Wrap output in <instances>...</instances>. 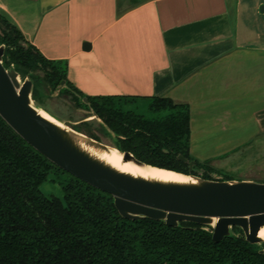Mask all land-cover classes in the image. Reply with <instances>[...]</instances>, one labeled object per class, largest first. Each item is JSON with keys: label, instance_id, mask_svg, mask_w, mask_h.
Listing matches in <instances>:
<instances>
[{"label": "crops", "instance_id": "crops-1", "mask_svg": "<svg viewBox=\"0 0 264 264\" xmlns=\"http://www.w3.org/2000/svg\"><path fill=\"white\" fill-rule=\"evenodd\" d=\"M135 2L0 0V13L46 58L65 60L85 95L186 103L197 160L220 161L253 139L237 133H263L264 0Z\"/></svg>", "mask_w": 264, "mask_h": 264}, {"label": "trees", "instance_id": "trees-1", "mask_svg": "<svg viewBox=\"0 0 264 264\" xmlns=\"http://www.w3.org/2000/svg\"><path fill=\"white\" fill-rule=\"evenodd\" d=\"M0 45L3 65L32 81L34 102L40 89H58L102 121L113 146L146 164L194 175L201 170L198 176L212 179L211 160L199 161L189 152L186 103L166 96L85 95L68 79L65 60L46 58L1 13ZM137 100L148 103L151 116L128 107ZM74 129L98 139L90 130ZM179 155L195 162L191 172ZM49 175L62 188L63 200L41 191ZM232 231L214 242L196 223L172 227L149 218L125 219L110 194L51 163L0 116V264H264V243H248L238 227Z\"/></svg>", "mask_w": 264, "mask_h": 264}, {"label": "water", "instance_id": "water-1", "mask_svg": "<svg viewBox=\"0 0 264 264\" xmlns=\"http://www.w3.org/2000/svg\"><path fill=\"white\" fill-rule=\"evenodd\" d=\"M260 10L263 11L264 6ZM3 53L4 45H0L1 118L51 163L110 194L121 217L129 220L149 218L172 227L181 222L196 223L212 234L214 242L232 236V228L238 227L248 243H264L258 236L264 226V182L206 179L198 176L201 170H194L198 175L175 171L190 176L193 181L166 182L119 171L92 156L79 143L84 141L102 149L111 145L65 126L52 115L59 123L40 114L31 97L32 81L21 79L14 68H6L2 63ZM92 116L98 118L94 113ZM112 147L120 151L124 162L157 167L138 160L129 151ZM178 158L188 163L190 172L193 170L194 161L181 155Z\"/></svg>", "mask_w": 264, "mask_h": 264}, {"label": "rangeland", "instance_id": "rangeland-1", "mask_svg": "<svg viewBox=\"0 0 264 264\" xmlns=\"http://www.w3.org/2000/svg\"><path fill=\"white\" fill-rule=\"evenodd\" d=\"M38 95V99L35 102L33 101L34 104L61 121L62 124L72 129L78 126L84 130H90L97 136V141L113 146V135L107 133L101 125L100 119L89 115V112L85 109L75 106L69 96L63 95L58 89L46 90L44 88L39 90ZM147 105L146 101L137 100L135 103L129 104L128 107L146 116H151V113L147 110ZM254 109L256 108L252 107L251 111ZM255 129L252 122L249 131L252 132ZM251 135L250 132L237 133L236 139L241 137L243 140L253 139L237 151L224 156L220 161H210V166L216 170L211 174L212 179L230 176L234 180L264 182V132L253 134L252 137ZM197 151L199 149H194L193 154H196ZM204 151L208 155L216 150L207 149ZM201 152L203 153V150ZM52 177V175H49L47 180L41 184L40 189L45 195H54L63 200L62 188L57 182L51 180Z\"/></svg>", "mask_w": 264, "mask_h": 264}, {"label": "bare ground", "instance_id": "bare-ground-1", "mask_svg": "<svg viewBox=\"0 0 264 264\" xmlns=\"http://www.w3.org/2000/svg\"><path fill=\"white\" fill-rule=\"evenodd\" d=\"M39 112L44 117L54 122H58L45 110L39 108ZM79 144L92 156L98 158L99 160L105 162L106 164L110 165L111 167L119 171L129 173L133 176H140L147 179H154V180H160L166 182L193 181V179L190 176L177 173L172 170L161 169L152 166H139L131 161L124 162L120 151L112 146H109L106 149H102V148H96L94 146H90L86 144V142L84 141H80ZM258 236L264 240V226L261 227L260 230L258 231Z\"/></svg>", "mask_w": 264, "mask_h": 264}]
</instances>
